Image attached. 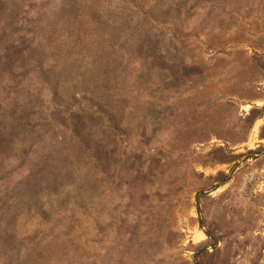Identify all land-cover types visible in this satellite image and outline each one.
Wrapping results in <instances>:
<instances>
[{
  "label": "rangeland",
  "instance_id": "obj_1",
  "mask_svg": "<svg viewBox=\"0 0 264 264\" xmlns=\"http://www.w3.org/2000/svg\"><path fill=\"white\" fill-rule=\"evenodd\" d=\"M0 264H264V0H0Z\"/></svg>",
  "mask_w": 264,
  "mask_h": 264
}]
</instances>
